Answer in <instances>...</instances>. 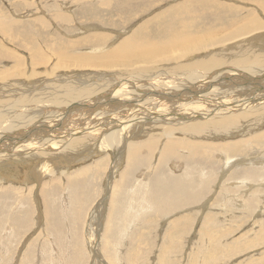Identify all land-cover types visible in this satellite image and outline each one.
<instances>
[{
  "label": "rangeland",
  "instance_id": "obj_1",
  "mask_svg": "<svg viewBox=\"0 0 264 264\" xmlns=\"http://www.w3.org/2000/svg\"><path fill=\"white\" fill-rule=\"evenodd\" d=\"M262 1L0 0V104L65 84L97 86L103 72L131 69L90 64L125 49L129 39L170 49L157 60L176 58L185 44L204 39L207 48L188 59L210 51L231 58L250 47L264 54V29L232 33L251 21L264 26ZM176 35L190 41L172 48ZM217 36L225 41L207 40ZM106 94L99 90L67 105L73 112L77 103ZM32 104L26 107L37 120L31 123L37 139L55 116L47 111L39 123ZM254 111L230 127L176 134L180 146L165 159L162 125L142 124L136 139L155 140L153 148L139 149V162L128 157L127 143L121 153L115 147L82 157L80 142L74 146L80 155L67 151L59 161L43 162L54 157L44 149V156L17 157L19 165L0 164V264H264V112ZM96 132L108 137L107 128ZM35 167L41 170L32 172Z\"/></svg>",
  "mask_w": 264,
  "mask_h": 264
},
{
  "label": "bare ground",
  "instance_id": "obj_2",
  "mask_svg": "<svg viewBox=\"0 0 264 264\" xmlns=\"http://www.w3.org/2000/svg\"><path fill=\"white\" fill-rule=\"evenodd\" d=\"M261 6L264 7V5ZM171 23L174 25L176 21L173 20ZM258 29H264V26L261 27L257 21H251L237 26L232 33L235 35L238 33L241 37L243 34ZM179 36H172V38H176L172 41L174 42L172 48H177L183 42L185 44L186 41H190L183 40L182 36L180 39ZM130 40L126 41V45L129 44L130 48H126L125 45V49L117 48L115 52L113 51V55H109L107 52L105 56L102 54L104 58L99 62H90L92 67L131 66V69L120 68L118 73L103 72L104 80L97 86L85 84L78 87L65 84L59 87H49L31 97L21 95L14 102H2L0 105L5 104L6 108H0L2 109L0 110V164L10 161L11 163L7 165H19L20 159L17 157L26 155L29 160L38 154L44 156V153L41 152L44 149L49 150L48 152L54 157L50 158L51 156H49L43 162L52 159L59 161L64 152L71 151V153L79 154L78 150L76 151L77 148L74 150V146L77 147L80 142L82 143L78 147L83 151H80L82 157L93 153L100 154L104 150L115 147H120L116 149L117 153H121V147H125V143H127L129 145L128 157L134 162H139L140 159L136 158L139 149L145 148H141L144 144L150 148L152 145L150 140L152 142L155 140L150 137L149 141L143 143L140 139H136L143 128L142 124L162 125L163 137H166L167 141L162 147L161 157L165 159L170 157V153L175 152V145L178 143L175 140L182 138L176 135L178 133H184L186 136L197 132L200 134L210 125L213 129L220 126L226 127L230 124L233 125L237 119L254 115V110L255 113L264 112V54L253 53L250 50L251 47L240 48L236 56L231 58H226L221 53L222 51L219 53L210 51L205 52L201 57L188 59L192 53L207 48L206 44L208 43L204 39L197 44L193 45L192 43L190 47L185 44L184 47L187 51L181 50L183 53L176 58L170 56L167 60H157L155 55L158 52H169L170 49L168 51L167 47L158 44L153 48L150 46L140 47L139 44L136 45L139 38L137 41L133 39L131 45ZM207 40L210 43H215L217 40L222 43L225 41V37L217 36L212 40L210 38ZM242 54L248 56L250 54L254 57L244 56L241 58ZM125 55L132 56L127 59ZM135 60L137 61L134 62ZM135 63H138V66H134ZM139 64L145 66H139ZM99 90H104L107 94L104 97L88 99L81 106L77 103L75 111L70 112L71 108L67 103L79 101L78 98ZM28 100L33 102L30 108L36 109L41 116L38 120L39 123H43L47 111L55 116V120L51 124L41 129L40 138L37 139H33L36 133L31 127V123L37 120L29 114L30 109L26 107ZM53 102H56V105H47V103ZM122 107L125 109H121ZM5 109L8 110L5 111ZM101 127L108 129L107 138H104L102 133L96 132ZM144 129L142 130L144 131ZM102 137L104 138L103 142L100 141ZM69 139H72L71 142L66 143ZM129 140L134 144L129 143ZM105 143H108V147L104 146ZM193 147H195L194 144ZM166 148L171 149L167 151ZM14 153H16V157H14ZM140 154L143 155L141 151ZM80 159L79 157L77 161ZM72 161H74L73 157ZM72 161L70 160L71 163ZM43 162L40 161V163ZM70 162L68 161L66 165ZM52 163L58 164L57 162ZM84 167L74 173V175L77 174L75 178L83 175V171L87 169ZM40 170V167H35L32 172ZM110 178L113 182L114 176L112 175ZM41 181L42 179L39 177L38 184Z\"/></svg>",
  "mask_w": 264,
  "mask_h": 264
}]
</instances>
